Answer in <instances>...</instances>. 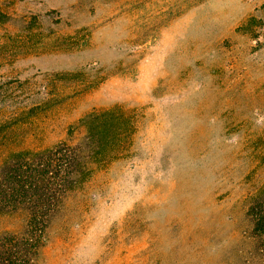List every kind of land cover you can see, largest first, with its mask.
Listing matches in <instances>:
<instances>
[{
	"label": "rangeland",
	"instance_id": "374dc122",
	"mask_svg": "<svg viewBox=\"0 0 264 264\" xmlns=\"http://www.w3.org/2000/svg\"><path fill=\"white\" fill-rule=\"evenodd\" d=\"M0 12V150L100 153L34 264H264L248 213L264 207V0ZM26 220L0 213V237Z\"/></svg>",
	"mask_w": 264,
	"mask_h": 264
},
{
	"label": "trees",
	"instance_id": "16d2710c",
	"mask_svg": "<svg viewBox=\"0 0 264 264\" xmlns=\"http://www.w3.org/2000/svg\"><path fill=\"white\" fill-rule=\"evenodd\" d=\"M4 17L0 12V22ZM8 129L0 124V138ZM97 154L89 144L84 148L66 141L39 150H0V213L27 216L22 234L0 237V264H34L53 218L90 178ZM256 205L248 213L254 233L264 239V207Z\"/></svg>",
	"mask_w": 264,
	"mask_h": 264
}]
</instances>
